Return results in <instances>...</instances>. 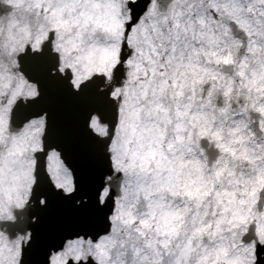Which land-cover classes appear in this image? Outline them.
I'll list each match as a JSON object with an SVG mask.
<instances>
[{"label": "clouds", "instance_id": "9594fccd", "mask_svg": "<svg viewBox=\"0 0 264 264\" xmlns=\"http://www.w3.org/2000/svg\"><path fill=\"white\" fill-rule=\"evenodd\" d=\"M0 264H264V0H0Z\"/></svg>", "mask_w": 264, "mask_h": 264}, {"label": "water", "instance_id": "95a60500", "mask_svg": "<svg viewBox=\"0 0 264 264\" xmlns=\"http://www.w3.org/2000/svg\"><path fill=\"white\" fill-rule=\"evenodd\" d=\"M71 163L80 174V189L77 195H89L91 197L94 185V164L91 158L76 146L68 149ZM53 206L42 216L39 231L42 237L55 243L60 234L68 228L89 227L93 216L99 215L94 203L75 205V196L61 197L55 194L50 197ZM96 226H99L98 224Z\"/></svg>", "mask_w": 264, "mask_h": 264}, {"label": "snow or ice", "instance_id": "6c2138e0", "mask_svg": "<svg viewBox=\"0 0 264 264\" xmlns=\"http://www.w3.org/2000/svg\"><path fill=\"white\" fill-rule=\"evenodd\" d=\"M43 83H44V86L47 87L51 83V81L45 80L43 81ZM37 99L40 100L41 98L38 97ZM50 166L54 170V172L59 174L62 168V161L55 154H53L50 157Z\"/></svg>", "mask_w": 264, "mask_h": 264}]
</instances>
